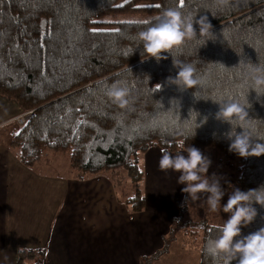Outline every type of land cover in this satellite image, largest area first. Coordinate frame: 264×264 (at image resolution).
I'll return each instance as SVG.
<instances>
[{
  "label": "trees",
  "instance_id": "1",
  "mask_svg": "<svg viewBox=\"0 0 264 264\" xmlns=\"http://www.w3.org/2000/svg\"><path fill=\"white\" fill-rule=\"evenodd\" d=\"M173 8L197 19L208 16L211 39L205 45L208 38L198 35L164 53L167 59L142 61L138 33ZM139 15L149 16V23L125 20ZM173 61L194 67L199 83L193 89L167 83L176 74ZM252 64L264 66V0H185L182 8L180 0H0V96L35 111L11 151L30 169L48 153L64 155L79 179L124 171L132 192L123 202L135 213L146 204L140 156L154 147L174 155L183 151L177 145L186 136L185 149H213L235 164L241 190L264 185V155L241 158L228 151L227 133L242 129L235 119L231 125L216 120L219 105L213 102L246 103L251 128L245 124L244 130L264 142V96L251 90ZM117 81L129 89L124 108L107 96ZM254 206L258 215L243 235L264 227V208ZM186 212L182 208L165 248L146 264L166 255L180 231L184 242L201 236L200 264H221L207 247L219 228L185 222ZM45 259L43 250H22L18 264Z\"/></svg>",
  "mask_w": 264,
  "mask_h": 264
},
{
  "label": "crops",
  "instance_id": "2",
  "mask_svg": "<svg viewBox=\"0 0 264 264\" xmlns=\"http://www.w3.org/2000/svg\"><path fill=\"white\" fill-rule=\"evenodd\" d=\"M24 112L0 96V264H18L25 247L45 251L43 264H142L165 248L182 208L185 221L205 219L194 201H185L179 174L160 169L159 147L140 159L146 204L139 213L122 202L116 176L79 179L64 155L25 167L11 151L22 128L15 119ZM182 241L179 235L155 264H200V252L183 250Z\"/></svg>",
  "mask_w": 264,
  "mask_h": 264
},
{
  "label": "clouds",
  "instance_id": "3",
  "mask_svg": "<svg viewBox=\"0 0 264 264\" xmlns=\"http://www.w3.org/2000/svg\"><path fill=\"white\" fill-rule=\"evenodd\" d=\"M154 19L152 26L140 31L137 35L143 47L142 61L154 58L159 62L167 59L164 53L169 54L186 41L197 39L198 35L199 38H208L205 40L206 45L213 35V26L206 15L197 19L193 15H185L179 9L173 8L166 9ZM194 24L198 26L199 33ZM173 67L176 69V74L174 77L167 78L168 84L175 85L178 90L183 91L193 89L199 83L194 76L195 69L191 64L173 61ZM249 80L251 90H254L258 97L264 96V66L252 64ZM155 88L159 90L161 85L156 84ZM107 96L120 108L130 103L129 89L120 81L111 85ZM213 102L219 105L215 113L216 120L231 125L235 119L239 121V129H242L240 132L227 133L228 151L241 158L264 155V142H254L252 131L244 130L245 124L251 128V122L246 119L249 116L246 103L236 100ZM206 122L207 117L201 121V123ZM195 134V132L191 134V139L195 137ZM186 139H188L187 136L178 141L177 147L183 151H178L175 155L162 150L159 167L162 171L172 170L179 174L177 183L183 185L181 191L187 194L185 201L187 199L198 201L201 199V194H205V202L210 211H222L227 214V219L219 227V236L208 241V251L219 257L221 264H233V262L264 264V227L247 235L242 234V229L252 224L258 215L254 205L264 208V185L243 191L230 181L226 180L222 183L224 179L222 175L215 172L209 174L212 160L208 156L193 145L185 149ZM225 184L232 187L233 190L230 193L226 191ZM225 196L227 200L222 203ZM25 251H31V249L25 247Z\"/></svg>",
  "mask_w": 264,
  "mask_h": 264
},
{
  "label": "rangeland",
  "instance_id": "4",
  "mask_svg": "<svg viewBox=\"0 0 264 264\" xmlns=\"http://www.w3.org/2000/svg\"><path fill=\"white\" fill-rule=\"evenodd\" d=\"M125 20H127V21H148V20H150V17L149 16H142V15L127 16L125 18ZM156 150H158V149H156ZM161 152H162V150H161ZM203 153L212 160V165L209 169V174H211L213 172L220 174L224 177V179H222V181H221L222 183H224L227 180V181H230L231 184L235 185L236 187H239L237 184L238 171L236 169L235 164H227L225 159L223 157H221L219 155V153L213 149L207 150ZM48 154H53V153H48ZM60 156H62V155H60ZM62 157H65V156H62ZM65 158H67V157H65ZM141 158H143V155L140 156V159ZM67 160H68V158H67ZM114 176H116L115 177V179L117 181L116 183L118 185V188L120 189L119 194H120V196L122 198V202H123L126 198V191L132 192V184L127 179L124 171H121L117 175H114ZM225 189L229 193L233 190L232 187L228 184H225ZM204 197H205V194H203V199L201 198L199 201L194 202L195 206L193 207V209H195V210L200 209V211L205 215L206 220L205 219L201 220L199 222H196V224H200V223L206 221L208 226L219 228L224 223L225 219H227V214L223 213L222 211H217V212L210 211L208 205L205 202ZM203 200H204V202H203ZM226 200H227V196H225L222 203L226 202ZM186 210H187V207H186ZM180 216H181V213H180ZM185 222H188V221H185ZM173 228L177 229V226L173 225ZM173 228H172V230H173ZM190 231H192V229H190ZM182 233L183 232H181V231L177 233L176 239H175L176 241L174 243H176L178 241V236L182 235L183 241L181 242L180 246H182L183 250H186V249H184V245H186L187 243L190 242L189 246H187L188 248L186 251H190V252L199 251V247L201 246V236L198 237V239L194 242H191V241H193L194 238H191L189 241L184 242V235H183L184 233L183 234ZM179 240H180V237H179ZM155 255L154 254L151 255V257H153ZM151 257H145L142 260V264H146L148 262L149 258H151Z\"/></svg>",
  "mask_w": 264,
  "mask_h": 264
},
{
  "label": "built area",
  "instance_id": "5",
  "mask_svg": "<svg viewBox=\"0 0 264 264\" xmlns=\"http://www.w3.org/2000/svg\"><path fill=\"white\" fill-rule=\"evenodd\" d=\"M35 116V111H25L22 115L15 119L18 126L23 127L27 122L32 120Z\"/></svg>",
  "mask_w": 264,
  "mask_h": 264
},
{
  "label": "snow or ice",
  "instance_id": "6",
  "mask_svg": "<svg viewBox=\"0 0 264 264\" xmlns=\"http://www.w3.org/2000/svg\"><path fill=\"white\" fill-rule=\"evenodd\" d=\"M185 0H180V7L182 8L184 6ZM122 7V5H120ZM156 7H160V5H156ZM145 24L149 23L148 21H144Z\"/></svg>",
  "mask_w": 264,
  "mask_h": 264
}]
</instances>
